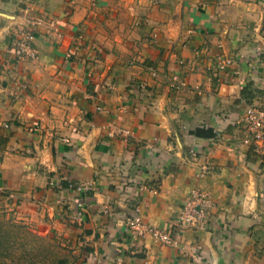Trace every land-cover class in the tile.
<instances>
[{
	"label": "crops",
	"instance_id": "obj_1",
	"mask_svg": "<svg viewBox=\"0 0 264 264\" xmlns=\"http://www.w3.org/2000/svg\"><path fill=\"white\" fill-rule=\"evenodd\" d=\"M246 96L264 103V0H0V212L52 223L81 264H264ZM196 191L202 228L130 241L136 210L170 227Z\"/></svg>",
	"mask_w": 264,
	"mask_h": 264
},
{
	"label": "rangeland",
	"instance_id": "obj_2",
	"mask_svg": "<svg viewBox=\"0 0 264 264\" xmlns=\"http://www.w3.org/2000/svg\"><path fill=\"white\" fill-rule=\"evenodd\" d=\"M252 104L264 109V103H256L251 97L246 96L244 98L245 109ZM255 156L259 157L256 154ZM54 181L57 182L55 179ZM83 187H85L83 192H80L78 189H75V191L79 195H82L86 192V186ZM5 192V197L9 203V211L12 212L13 210L15 212L20 205V199L13 192ZM8 193H13V197L10 198ZM209 209L207 210V214L209 213ZM34 216L22 218L18 215H9L7 212H0V229H2L3 234L2 236L0 234V264H81L82 257L78 252V244L75 245L72 240H67L60 236L59 230L54 228L52 223L43 221L38 215ZM178 220L170 227H161L159 229L145 223L146 228H144V231L141 229L136 241L139 240L140 242L142 238L152 236L162 245L174 244L173 240H176L175 236L190 231L188 227L181 229L183 226H180V221ZM206 220L207 217L200 226L201 228L205 225ZM178 226L180 227L179 232L182 230L184 232L177 233L176 228ZM147 227L152 231L148 230ZM169 230H171L172 237V241L170 242L163 239L160 233H156L157 231L168 232ZM130 241L132 243L136 242Z\"/></svg>",
	"mask_w": 264,
	"mask_h": 264
},
{
	"label": "built area",
	"instance_id": "obj_3",
	"mask_svg": "<svg viewBox=\"0 0 264 264\" xmlns=\"http://www.w3.org/2000/svg\"><path fill=\"white\" fill-rule=\"evenodd\" d=\"M33 36L30 34L26 38H19L14 36L11 38L12 47L14 56L18 59L22 58L26 54H31L30 47L28 44L29 39H32ZM244 137L243 145H246L252 153L259 156V158L264 160V109L257 107L252 104L247 106L245 111V126H244ZM53 186H57L58 182L54 180L51 181ZM71 187H73L71 185ZM83 186L76 187L80 192L84 191ZM13 193H8L10 198L13 197ZM212 201L207 194L202 191L194 192L193 196L184 202L179 210L177 219L180 221L181 229H186L188 227L191 229L201 228L205 218L208 216L207 210L211 207ZM80 206H82L80 204ZM136 214L133 218L129 220L128 224V234L129 239L136 241V238L141 232V229L144 231L146 226L145 222L141 217L140 211L136 210ZM148 230L150 228L147 227ZM180 227L176 228L177 233H182L184 230L180 231ZM152 231V230H150ZM160 233L163 239H166L168 242L172 241L171 230L168 232H156ZM175 241V240H173Z\"/></svg>",
	"mask_w": 264,
	"mask_h": 264
},
{
	"label": "trees",
	"instance_id": "obj_4",
	"mask_svg": "<svg viewBox=\"0 0 264 264\" xmlns=\"http://www.w3.org/2000/svg\"><path fill=\"white\" fill-rule=\"evenodd\" d=\"M198 132H199V131H198ZM0 234H1V236L3 235V234H2V229H0ZM1 236H0V238H1Z\"/></svg>",
	"mask_w": 264,
	"mask_h": 264
}]
</instances>
